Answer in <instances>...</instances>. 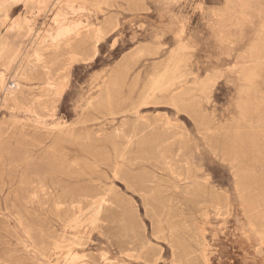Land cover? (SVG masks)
Segmentation results:
<instances>
[{
  "label": "rangeland",
  "instance_id": "374dc122",
  "mask_svg": "<svg viewBox=\"0 0 264 264\" xmlns=\"http://www.w3.org/2000/svg\"><path fill=\"white\" fill-rule=\"evenodd\" d=\"M205 256L264 264V0H0V264Z\"/></svg>",
  "mask_w": 264,
  "mask_h": 264
},
{
  "label": "bare ground",
  "instance_id": "6f19581e",
  "mask_svg": "<svg viewBox=\"0 0 264 264\" xmlns=\"http://www.w3.org/2000/svg\"><path fill=\"white\" fill-rule=\"evenodd\" d=\"M46 1V0H45ZM45 3V2H44ZM63 4L65 5V7H67L69 4H72L71 2H63ZM64 7V8H65ZM69 7H71V6H69ZM11 9V8H10ZM65 18V17H64ZM7 19H9V17H8V15L6 14L5 15V20H7ZM4 20V21H5ZM77 23V22H76ZM73 28V27H72ZM53 33H55V32H53ZM58 33H59V31H58ZM52 34V33H51ZM59 34H62V33H59ZM58 34V35H59ZM66 35V34H65ZM53 36V35H52ZM53 38V37H52ZM2 79V78H1ZM173 80V79H172ZM3 81V80H2ZM12 83V82H11ZM10 83V84H11ZM54 86V85H53ZM62 86H59L58 88H57V90H56V92H57V94L58 95H60L61 93H62V88H61ZM158 86H157V84L155 85V86H153L152 88H151V91L152 90H155L156 88H157ZM52 90V89H51ZM148 100V99H147ZM146 100V101H147ZM148 104V103H147ZM142 106V105H141ZM139 109L140 108H138L137 110H136V112H139ZM112 110V109H111ZM133 112V111H132ZM134 113V112H133ZM165 118V117H164ZM159 119V118H158ZM133 120H135V119H133ZM146 120V119H145ZM148 120V119H147ZM126 121V120H125ZM125 121H124V123H125ZM141 121V120H140ZM162 121V120H161ZM143 122V121H142ZM157 122H159L158 120H157ZM137 123H139V122H137ZM144 123V122H143ZM156 123V122H155ZM164 123V122H163ZM126 124V123H125ZM157 125H159V124H157ZM141 126V125H140ZM120 127V126H119ZM122 127V126H121ZM159 127V126H158ZM164 127V126H163ZM154 128V127H153ZM162 128V127H161ZM145 129H147V127L145 128ZM144 129V130H145ZM122 130V129H121ZM125 130V129H124ZM137 130V129H136ZM142 131V130H141ZM148 131V130H147ZM146 131V132H147ZM158 131H159V129H158ZM119 132V131H118ZM123 132V131H122ZM150 133H151V131H149ZM156 132V131H155ZM120 133V132H119ZM119 133H116V134H118V136H120L119 135ZM123 133H125V132H123ZM127 133V132H126ZM136 133V132H135ZM138 133V132H137ZM149 133V134H150ZM158 133V132H157ZM131 134H132V132H131ZM148 134V135H149ZM145 135V134H144ZM171 135V134H170ZM177 135V134H176ZM126 136H128V135H126ZM140 136V135H139ZM163 136V135H162ZM174 136V135H173ZM121 137V136H120ZM136 137V136H135ZM244 137V136H243ZM124 138V136L122 137V139ZM146 138V137H145ZM144 137H143V139H145ZM164 138V137H163ZM56 139V138H55ZM65 139V138H64ZM126 139V138H125ZM140 139V138H139ZM139 139H138V141H139ZM172 139V138H171ZM171 139H169V140H171ZM175 139V138H174ZM67 140V139H66ZM141 141V140H140ZM139 141V142H140ZM160 141V140H159ZM173 141V140H172ZM131 142V141H130ZM143 142V141H142ZM166 142V141H165ZM174 143H175V140L173 141ZM128 143V142H127ZM132 143V142H131ZM131 143H129V144H131ZM138 143V142H137ZM141 143V142H140ZM171 143V142H170ZM169 143V144H170ZM116 144V143H115ZM134 144V143H133ZM161 144H162V142H161ZM167 144V143H166ZM179 144H181V143H179ZM255 144V143H254ZM163 145V144H162ZM158 146H159V144H158ZM157 146V147H158ZM128 147H129V145H128ZM161 147V146H160ZM159 147V148H160ZM184 147V146H183ZM145 148V147H144ZM158 148V149H159ZM182 148V147H181ZM122 150H123V148H121ZM170 149V148H169ZM176 149V148H175ZM48 150V149H47ZM152 150H154V149H152ZM128 151V150H127ZM156 151V150H155ZM182 151V150H181ZM58 153H54V155H56L58 158H60V159H62V156L63 155H65V152L64 151H61V149H58V151H57ZM115 152V151H114ZM161 153H162V151H160ZM165 153V152H164ZM122 154V153H121ZM157 154V153H156ZM44 155H45V153H44ZM117 155V154H116ZM126 155V154H125ZM124 155V156H125ZM180 155V154H179ZM188 155V154H187ZM159 156V155H158ZM165 156V155H164ZM48 158V157H47ZM125 158V157H124ZM160 157H158V159H159ZM235 158V157H234ZM121 159V158H120ZM126 159H127V155H126ZM126 159H125V161H126ZM129 159V158H128ZM182 159V158H181ZM183 159H184V157H183ZM190 159V158H189ZM130 160H132V159H130ZM135 160H137L138 161V159H135ZM145 161H147V160H145ZM149 161V160H148ZM164 161V160H163ZM183 161V160H182ZM128 161H126V163H127ZM154 162V161H153ZM167 162V161H166ZM173 162H176V161H173ZM184 162V161H183ZM190 162V161H189ZM132 163H133V161H132ZM162 163H165V162H162ZM59 164V163H58ZM57 164V165H58ZM106 164V163H105ZM119 164V163H118ZM130 164V163H129ZM154 164V163H153ZM171 164V163H170ZM181 164V163H180ZM241 164V163H240ZM133 165V164H132ZM162 165H164V164H162ZM182 165V164H181ZM181 165H180V167H181ZM192 165H193V162H192ZM192 165H190V166H192ZM245 165V164H244ZM59 166V165H58ZM106 166V165H105ZM115 166H116V164H115ZM167 166V168H168V166H169V164H167L166 165ZM171 166V165H170ZM194 166V165H193ZM243 166V165H242ZM113 167V166H112ZM158 167H159V165H158ZM164 167H165V165H164ZM187 167V166H186ZM244 167V166H243ZM246 167V166H245ZM244 167V168H245ZM108 168H109V166H108ZM118 168V167H117ZM162 168V167H161ZM166 168V169H167ZM60 169V168H59ZM125 169V168H124ZM182 169V168H181ZM190 169V168H189ZM193 169V168H192ZM51 170V169H50ZM53 170V169H52ZM56 170V169H55ZM159 170H160V167H159ZM170 170H171V168H170ZM113 171V170H112ZM169 171V170H168ZM174 171V170H173ZM181 171V170H180ZM188 171V170H187ZM196 171V170H195ZM64 172H67V171H64ZM188 172H190V171H188ZM175 173V172H174ZM182 173V172H181ZM187 173V172H186ZM170 174H172V172L170 173ZM50 175V174H49ZM137 175H139V174H137ZM190 175V174H189ZM45 176H46V174H45ZM48 176V175H47ZM179 176V175H178ZM72 177V176H71ZM73 177H74V175H73ZM131 177H132V175H131ZM53 179H54V177H52ZM52 178H50V179H52ZM123 178V177H122ZM135 178V177H134ZM143 179H145V178H143ZM143 179H141V180H143ZM124 180V179H123ZM130 180H131V178H130ZM180 180H182V179H180ZM185 180V179H184ZM246 180V179H245ZM53 181V180H52ZM147 181V180H146ZM145 181V182H146ZM179 181V180H178ZM55 182V181H54ZM56 182H57V180H56ZM55 182V183H56ZM62 183V182H61ZM143 184V183H142ZM247 184H248V182H247ZM59 185V184H58ZM58 185H56V186H58ZM31 186V185H30ZM142 186V185H141ZM246 186H248V185H246ZM132 187V186H131ZM134 187V186H133ZM57 188V187H56ZM190 188V187H189ZM188 188V189H189ZM214 188V187H213ZM63 189V188H62ZM64 189H66V188H64ZM63 189V190H64ZM171 189V188H170ZM187 189V190H188ZM34 190V189H33ZM106 190V189H105ZM111 190V189H110ZM181 190H183V188L181 189ZM213 190V189H212ZM247 190H248V188H247ZM52 191V190H51ZM66 191H67V189H66ZM69 191V190H68ZM151 191V190H150ZM188 191H190V190H188ZM214 191V190H213ZM242 191H244V190H241V192ZM32 192V191H31ZM34 192V191H33ZM187 192V191H186ZM63 193V192H62ZM65 193V192H64ZM85 193V192H84ZM184 193V192H183ZM31 194V193H30ZM73 194H75V193H73ZM78 194V193H77ZM151 194V193H150ZM54 195V194H53ZM60 195V194H59ZM72 195V194H71ZM184 195H186V194H184ZM195 195V194H194ZM198 195V194H197ZM26 196V195H25ZM76 196V195H75ZM81 196V195H80ZM96 196V195H95ZM104 196H106V197H108V194L105 192V194L104 195H102V196H100V197H98V198H94V195H88V194H84L83 195V197L81 198V199H77V200H75V201H73V202H71L72 204L74 203L76 206H77V210L79 211V212H81L82 213V211H83V209H84V207H87V208H89V209H91V214L87 217V219L86 220H90L91 222H95L96 220H97V216H98V213H99V211H101L104 207H106L107 205H109V200H108V198H106V197H104ZM146 196V195H145ZM201 196V195H200ZM27 197V196H26ZM51 197H52V195H51ZM151 197V196H150ZM204 197V196H203ZM110 198V197H109ZM54 199V198H53ZM72 199V198H71ZM150 199H152V198H150ZM203 199H205V198H203ZM47 200V199H46ZM153 200V199H152ZM65 202V201H64ZM111 202V201H110ZM145 202V201H144ZM213 202V201H212ZM33 203V202H32ZM66 203V202H65ZM214 203V202H213ZM64 204V203H63ZM54 205V204H53ZM62 205V204H61ZM65 206V205H64ZM58 207V206H57ZM65 209V208H64ZM63 209V210H64ZM58 210V209H57ZM90 211V210H89ZM52 213V212H51ZM220 213V212H219ZM59 214H60V212H59ZM79 214V213H78ZM69 215H70V213H69ZM75 215H77V214H75ZM59 216V215H58ZM80 217V216H79ZM78 217V218H79ZM60 219H62V217L60 218ZM65 219H67V218H65ZM82 219V218H81ZM101 219H102V217H101ZM64 221V220H63ZM70 221V220H69ZM19 222V221H18ZM73 222V221H72ZM65 223V222H64ZM252 230V232H254V229L252 228V227H250ZM250 231V232H251ZM78 243V242H77ZM171 244H172V242H171ZM50 245V244H49ZM142 247V246H141ZM47 248V247H46ZM54 248V247H53ZM146 248V247H145ZM175 248V247H174ZM48 249H49V247H48ZM175 250V249H174ZM43 251H44V249H43ZM138 251V250H137ZM145 251V250H144ZM46 252H48L47 250H46ZM143 253V252H142ZM150 253V252H149ZM186 253V252H185ZM47 254V253H46ZM147 255V254H146ZM183 255V254H182ZM205 260H206V264L208 263V259H207V257L205 256Z\"/></svg>",
  "mask_w": 264,
  "mask_h": 264
}]
</instances>
